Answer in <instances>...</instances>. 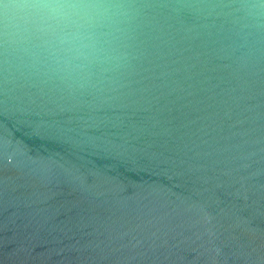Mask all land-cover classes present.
Returning a JSON list of instances; mask_svg holds the SVG:
<instances>
[{"label": "water", "instance_id": "1", "mask_svg": "<svg viewBox=\"0 0 264 264\" xmlns=\"http://www.w3.org/2000/svg\"><path fill=\"white\" fill-rule=\"evenodd\" d=\"M0 0V264H264V0Z\"/></svg>", "mask_w": 264, "mask_h": 264}, {"label": "clouds", "instance_id": "2", "mask_svg": "<svg viewBox=\"0 0 264 264\" xmlns=\"http://www.w3.org/2000/svg\"><path fill=\"white\" fill-rule=\"evenodd\" d=\"M41 2L50 9L53 14L61 15L64 10V0H41Z\"/></svg>", "mask_w": 264, "mask_h": 264}]
</instances>
